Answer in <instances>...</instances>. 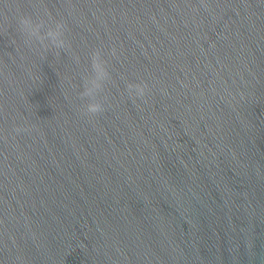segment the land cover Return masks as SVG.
I'll return each instance as SVG.
<instances>
[{
    "label": "water",
    "instance_id": "1",
    "mask_svg": "<svg viewBox=\"0 0 264 264\" xmlns=\"http://www.w3.org/2000/svg\"><path fill=\"white\" fill-rule=\"evenodd\" d=\"M0 264H264V0H0Z\"/></svg>",
    "mask_w": 264,
    "mask_h": 264
},
{
    "label": "clouds",
    "instance_id": "2",
    "mask_svg": "<svg viewBox=\"0 0 264 264\" xmlns=\"http://www.w3.org/2000/svg\"><path fill=\"white\" fill-rule=\"evenodd\" d=\"M23 27L25 30L29 33V35L36 36L39 31V27L37 25H33L31 21L29 20H24L22 21ZM58 33H49L50 38L53 40L54 43H62L58 39ZM89 111H96V108L90 107Z\"/></svg>",
    "mask_w": 264,
    "mask_h": 264
}]
</instances>
